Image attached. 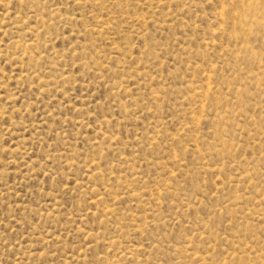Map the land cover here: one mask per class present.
Masks as SVG:
<instances>
[{
	"label": "rangeland",
	"instance_id": "obj_1",
	"mask_svg": "<svg viewBox=\"0 0 264 264\" xmlns=\"http://www.w3.org/2000/svg\"><path fill=\"white\" fill-rule=\"evenodd\" d=\"M0 264H264V0H0Z\"/></svg>",
	"mask_w": 264,
	"mask_h": 264
}]
</instances>
